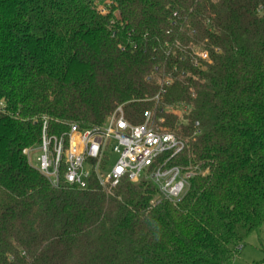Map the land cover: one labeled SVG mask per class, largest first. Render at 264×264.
Instances as JSON below:
<instances>
[{
	"label": "trees",
	"instance_id": "16d2710c",
	"mask_svg": "<svg viewBox=\"0 0 264 264\" xmlns=\"http://www.w3.org/2000/svg\"><path fill=\"white\" fill-rule=\"evenodd\" d=\"M0 102V264H229L261 231L264 0H0ZM118 106L186 142L178 201L54 185L24 152Z\"/></svg>",
	"mask_w": 264,
	"mask_h": 264
},
{
	"label": "built area",
	"instance_id": "2783aa9c",
	"mask_svg": "<svg viewBox=\"0 0 264 264\" xmlns=\"http://www.w3.org/2000/svg\"><path fill=\"white\" fill-rule=\"evenodd\" d=\"M199 55L205 57L203 52ZM185 145L175 134L154 127L150 111L143 113L141 123L133 124L118 106L101 126L71 125L59 135L50 134L44 120L38 144L24 152L54 185L65 183L82 190L95 179L107 188L126 177L132 183L147 181L159 197L178 201L194 174L172 164Z\"/></svg>",
	"mask_w": 264,
	"mask_h": 264
},
{
	"label": "rangeland",
	"instance_id": "374dc122",
	"mask_svg": "<svg viewBox=\"0 0 264 264\" xmlns=\"http://www.w3.org/2000/svg\"><path fill=\"white\" fill-rule=\"evenodd\" d=\"M115 157L113 156L112 160H115ZM34 162L35 160L33 165ZM258 237L256 232L251 233L229 264H259L264 257V238L260 237L259 240Z\"/></svg>",
	"mask_w": 264,
	"mask_h": 264
},
{
	"label": "crops",
	"instance_id": "0c3cea01",
	"mask_svg": "<svg viewBox=\"0 0 264 264\" xmlns=\"http://www.w3.org/2000/svg\"><path fill=\"white\" fill-rule=\"evenodd\" d=\"M260 233H261V235L260 234H258V238H259V240L262 238H264V224H263V226L261 227V231H260ZM261 237V238H260Z\"/></svg>",
	"mask_w": 264,
	"mask_h": 264
}]
</instances>
